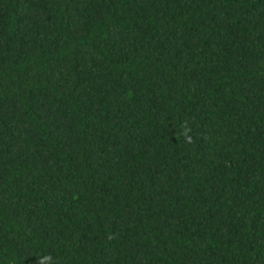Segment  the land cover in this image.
Instances as JSON below:
<instances>
[{"label":"trees","instance_id":"trees-1","mask_svg":"<svg viewBox=\"0 0 264 264\" xmlns=\"http://www.w3.org/2000/svg\"><path fill=\"white\" fill-rule=\"evenodd\" d=\"M0 264H264V0H0Z\"/></svg>","mask_w":264,"mask_h":264},{"label":"clouds","instance_id":"clouds-1","mask_svg":"<svg viewBox=\"0 0 264 264\" xmlns=\"http://www.w3.org/2000/svg\"><path fill=\"white\" fill-rule=\"evenodd\" d=\"M46 259H49L50 260L51 258L50 257H47Z\"/></svg>","mask_w":264,"mask_h":264}]
</instances>
